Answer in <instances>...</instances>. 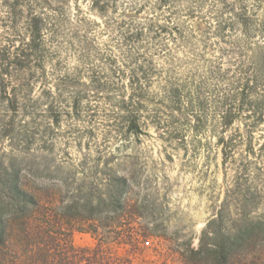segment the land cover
<instances>
[{
    "label": "rangeland",
    "instance_id": "obj_1",
    "mask_svg": "<svg viewBox=\"0 0 264 264\" xmlns=\"http://www.w3.org/2000/svg\"><path fill=\"white\" fill-rule=\"evenodd\" d=\"M93 2L68 0L57 37L46 32L45 88H55L63 77L89 83L93 73H100L117 90L94 97L89 89L82 105L93 110L80 117L69 113L73 87L64 90L65 99L55 104L61 111L57 123L41 98V80L30 91L31 101L21 104L25 112H8L0 96V177L4 168L14 166L25 182L64 190L81 187L97 198L112 188L115 174L126 176L127 210L139 214L130 220L131 228L124 230V223L120 231L115 226H99L98 233L74 230V245L94 256L104 240L105 261L91 264H186L184 254L198 246L205 225L234 189L236 167L223 164L222 129L214 126L213 105L199 131L176 114L174 129L167 133L171 119L164 87L167 82L192 87L204 80L210 94L218 86L210 70L217 64L223 70L230 67V56L236 57L230 52L233 46L245 58L264 44V0H99L102 10ZM4 10L0 6V19ZM8 26L0 20V44L19 40ZM117 65L124 72L121 79L112 75ZM136 67L152 70L138 135L124 128L115 131L106 116L115 109L114 101L130 97ZM10 121L15 127L5 131ZM237 128L243 129L242 119L227 134ZM97 216L114 217L108 211ZM124 234L135 241L122 239Z\"/></svg>",
    "mask_w": 264,
    "mask_h": 264
},
{
    "label": "trees",
    "instance_id": "obj_2",
    "mask_svg": "<svg viewBox=\"0 0 264 264\" xmlns=\"http://www.w3.org/2000/svg\"><path fill=\"white\" fill-rule=\"evenodd\" d=\"M67 1L0 0V6L5 9L1 22L9 25L13 37H19L16 44L8 38L7 43L0 44V96L7 102V111L14 115L25 112L20 106L31 101L30 91L37 80L44 85L41 98L49 103L47 110L55 123L61 117L55 104L65 99L64 90L73 87L69 113L80 117L84 110L87 113L93 110L90 104L82 105L83 98L89 96V89L95 91L94 97H99L103 91L118 88L100 73H93L89 83L63 77L55 88H45L44 36L46 32L53 37L59 34L66 22L63 17ZM93 5L101 10L105 8L100 6L99 0H94ZM230 52L236 57L230 56L229 68L223 70L217 64L210 70L211 78L218 82L210 94L204 80L193 83L192 87L183 82H167L164 87L166 116L171 119L166 123L167 133L174 129L172 120L176 114L199 131L208 121V111L213 105L214 126L218 123L222 129L218 144L222 146L223 164L236 167L234 189H229L219 209L205 225L198 246L190 249L189 255L184 254L186 264H264V44L258 45L254 53L245 54V58H242L241 48L237 50L233 46ZM117 66L113 67L112 75L121 79L124 72ZM151 71L142 67L132 70L130 97L122 96L114 101L115 109L106 114L115 131L123 132L124 128L126 133H142L140 113L145 106ZM107 99L112 101V96ZM237 119L243 120V129L227 134ZM160 123L163 120L157 126ZM14 127V121H10L3 129L11 131ZM3 173L0 177V264L105 261L104 240L99 241L94 256H90V252L74 245V230L98 233L99 226H115L120 231L124 223L126 230L131 228L130 220L139 215L127 210L128 204L123 198L127 177L123 175L115 174L112 188L96 198L81 187L64 190L61 186L25 182L14 166L4 168ZM106 211L113 213V219L107 221L97 216ZM120 234L118 232V236ZM132 235L124 234L121 238H132Z\"/></svg>",
    "mask_w": 264,
    "mask_h": 264
}]
</instances>
